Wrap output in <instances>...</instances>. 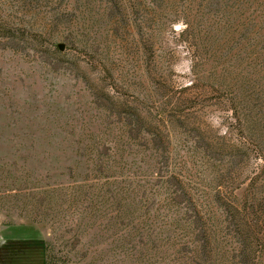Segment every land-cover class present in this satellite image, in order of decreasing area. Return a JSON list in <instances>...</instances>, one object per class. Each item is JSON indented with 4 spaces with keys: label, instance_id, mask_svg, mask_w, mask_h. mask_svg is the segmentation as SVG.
Wrapping results in <instances>:
<instances>
[{
    "label": "rangeland",
    "instance_id": "374dc122",
    "mask_svg": "<svg viewBox=\"0 0 264 264\" xmlns=\"http://www.w3.org/2000/svg\"><path fill=\"white\" fill-rule=\"evenodd\" d=\"M6 237L264 264V0H0Z\"/></svg>",
    "mask_w": 264,
    "mask_h": 264
},
{
    "label": "crops",
    "instance_id": "0c3cea01",
    "mask_svg": "<svg viewBox=\"0 0 264 264\" xmlns=\"http://www.w3.org/2000/svg\"><path fill=\"white\" fill-rule=\"evenodd\" d=\"M0 245V264H50L41 238L6 237Z\"/></svg>",
    "mask_w": 264,
    "mask_h": 264
},
{
    "label": "trees",
    "instance_id": "16d2710c",
    "mask_svg": "<svg viewBox=\"0 0 264 264\" xmlns=\"http://www.w3.org/2000/svg\"><path fill=\"white\" fill-rule=\"evenodd\" d=\"M47 262H48V261H47ZM50 264H56V263H53V262H52V263H50Z\"/></svg>",
    "mask_w": 264,
    "mask_h": 264
}]
</instances>
